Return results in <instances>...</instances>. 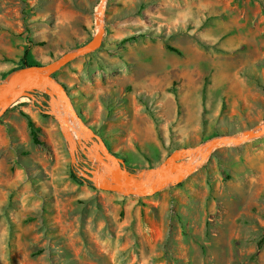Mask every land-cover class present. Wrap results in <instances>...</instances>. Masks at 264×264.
Instances as JSON below:
<instances>
[{"label":"rangeland","instance_id":"rangeland-1","mask_svg":"<svg viewBox=\"0 0 264 264\" xmlns=\"http://www.w3.org/2000/svg\"><path fill=\"white\" fill-rule=\"evenodd\" d=\"M100 2L0 0V82L27 48L38 65L90 41ZM104 8L100 45L55 77L126 165L264 120V0ZM36 96L0 117V264H264V135L217 148L154 195H123L84 180Z\"/></svg>","mask_w":264,"mask_h":264},{"label":"water","instance_id":"water-1","mask_svg":"<svg viewBox=\"0 0 264 264\" xmlns=\"http://www.w3.org/2000/svg\"><path fill=\"white\" fill-rule=\"evenodd\" d=\"M101 0L98 10V27L90 41L84 45L69 49L61 56L47 63L24 66L11 71L0 82V117L20 99L30 97L37 100V93L45 94L46 112L59 122L72 160L80 157L86 165L79 168L80 173L96 187L123 195L148 196L176 185L192 174L219 147L241 145L264 135V120L252 129L239 133L221 134L211 137L195 146H184L173 150L159 164L131 171L123 158L109 148L104 139L89 127L76 111L65 85L54 73L74 59L89 54L101 43L105 30V8ZM64 105L65 115L60 119V105ZM78 120L82 133L73 136L69 129L68 115Z\"/></svg>","mask_w":264,"mask_h":264},{"label":"trees","instance_id":"trees-1","mask_svg":"<svg viewBox=\"0 0 264 264\" xmlns=\"http://www.w3.org/2000/svg\"><path fill=\"white\" fill-rule=\"evenodd\" d=\"M170 49L172 50H175L174 47L170 46L169 47ZM29 55H30V50L29 48H27L24 53H23V56L21 58V61H22V64L19 66V67H16L12 70H15V69H18V68H21L23 66H28V65H33L32 63L29 62ZM57 72L53 74V76H56ZM45 95V94H44ZM47 96V95H45ZM29 126L31 127L32 131H31V134H32V139L34 141V143L38 144V143H42V141L39 139L38 137V134H37V127L35 126L34 122L29 119ZM107 143V141H106ZM108 145V148H109V144L107 143ZM117 155V154H116ZM119 156V155H118ZM128 166V165H127ZM128 168L131 170V171H136L137 168H131L130 166H128ZM73 176L78 179V180H83L84 178H79L75 173L73 174ZM84 180H87V179H84ZM88 181V180H87ZM89 183L91 184V182L89 181Z\"/></svg>","mask_w":264,"mask_h":264},{"label":"bare ground","instance_id":"bare-ground-1","mask_svg":"<svg viewBox=\"0 0 264 264\" xmlns=\"http://www.w3.org/2000/svg\"><path fill=\"white\" fill-rule=\"evenodd\" d=\"M101 14H102V12L100 10H98V16L99 17ZM58 115H59L60 119L62 120V117L65 115L63 104L60 105ZM68 121H69V129L72 131L73 136H78L79 134L82 133V128H81V126H80V124H79V122L75 116H73L71 114L68 115ZM73 162L77 163L76 160H73Z\"/></svg>","mask_w":264,"mask_h":264},{"label":"flooded vegetation","instance_id":"flooded-vegetation-1","mask_svg":"<svg viewBox=\"0 0 264 264\" xmlns=\"http://www.w3.org/2000/svg\"><path fill=\"white\" fill-rule=\"evenodd\" d=\"M79 157H78V162L80 163H82V164H84V165H86L85 163H84V161L82 160V158L80 157V154L78 155Z\"/></svg>","mask_w":264,"mask_h":264}]
</instances>
